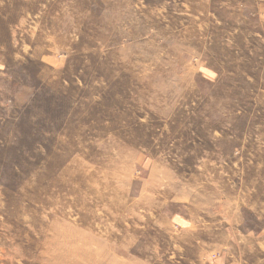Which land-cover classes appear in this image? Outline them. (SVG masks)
I'll list each match as a JSON object with an SVG mask.
<instances>
[{
  "label": "rangeland",
  "instance_id": "obj_1",
  "mask_svg": "<svg viewBox=\"0 0 264 264\" xmlns=\"http://www.w3.org/2000/svg\"><path fill=\"white\" fill-rule=\"evenodd\" d=\"M0 264H264V0H0Z\"/></svg>",
  "mask_w": 264,
  "mask_h": 264
},
{
  "label": "bare ground",
  "instance_id": "obj_2",
  "mask_svg": "<svg viewBox=\"0 0 264 264\" xmlns=\"http://www.w3.org/2000/svg\"><path fill=\"white\" fill-rule=\"evenodd\" d=\"M112 206V205H111ZM78 221V220H77ZM91 222V221H90ZM80 223H82V222H80ZM65 239V238H64ZM62 240V239H61ZM33 244V243H32ZM30 246V245H29Z\"/></svg>",
  "mask_w": 264,
  "mask_h": 264
}]
</instances>
